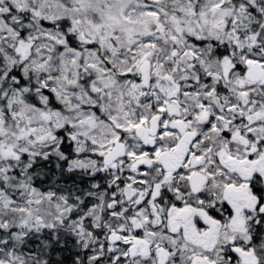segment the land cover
<instances>
[{
  "label": "snow or ice",
  "instance_id": "1",
  "mask_svg": "<svg viewBox=\"0 0 264 264\" xmlns=\"http://www.w3.org/2000/svg\"><path fill=\"white\" fill-rule=\"evenodd\" d=\"M0 264H264V0H0Z\"/></svg>",
  "mask_w": 264,
  "mask_h": 264
}]
</instances>
